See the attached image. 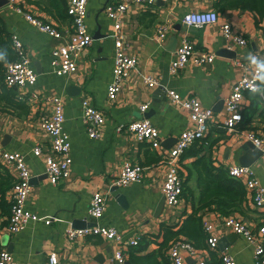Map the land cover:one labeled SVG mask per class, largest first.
<instances>
[{
    "label": "crops",
    "instance_id": "obj_1",
    "mask_svg": "<svg viewBox=\"0 0 264 264\" xmlns=\"http://www.w3.org/2000/svg\"><path fill=\"white\" fill-rule=\"evenodd\" d=\"M107 1L111 0L87 1L86 22L93 41L82 51L78 68L65 73L54 71L52 48L65 39L72 25V17L67 12L68 0H19L21 9L8 3L0 7V17L19 35L30 56V64L38 73L32 84L14 85L19 97L28 105L26 111L21 107L12 110L6 105L0 110L1 142L7 138L4 134L9 133L2 146L25 154L32 171L26 207L41 216L30 219L20 231H10L8 223L0 228V246L11 247L15 258L26 264H50L51 250H56L69 264H125L114 257L118 246H123L127 259H131L133 250L138 257L151 253L156 264H172L166 245L161 246L164 226L177 228L194 206H198L203 188L196 172L187 178L186 165H191L197 156L189 154L181 159L187 186L183 198L178 204L170 205L163 193L167 163L162 150L170 148L183 129L191 124L188 109L172 101L167 93L169 87L179 90L185 97L196 94L205 105L214 108V120L199 153H205L216 165L240 162L241 145L248 140L242 137L241 129L229 130L218 123H224L225 98L236 79L245 71L251 72L255 65L264 64V17L257 22L252 9L241 6L218 8L215 0H157L150 5L132 4L123 13L122 22L128 50L138 55V62L117 97L110 99L108 84L113 79L116 45L114 20L105 9ZM208 8H216L221 19L230 20L237 32L247 36L248 42L229 45L219 22L185 24L183 16L186 12ZM25 11L66 28L64 35L55 37L42 30ZM165 19L169 20L170 27L165 42L160 44L155 34L157 25ZM185 33L197 46L213 50L216 56L211 63L189 62L178 72H173L170 63ZM237 59L241 62L237 63ZM148 74L158 77L156 85H148L145 79ZM52 94L65 98L64 128L70 134L73 153L71 174L57 183L48 177L45 155L34 152L37 144L44 150L50 147V136L42 125V115L52 109L51 102L45 98ZM251 94L250 90L245 92L244 123L239 126L264 132V103L260 99L253 100ZM83 97L89 98L106 115L99 136H91L86 130ZM144 101L149 103L146 111L140 106ZM142 116L158 125L163 138L161 147H152L133 132L117 129L118 123ZM253 149L251 146L248 157H252V162L249 164L254 166L264 184V151L256 156ZM127 158L144 163L145 175L141 180L120 185L114 179ZM7 166L15 176L12 166ZM96 189L106 196V208L98 221L116 226L126 237L142 234L146 239L142 237L140 243L133 245L120 244L100 234L70 239L67 236L69 226H86L96 221L89 213L91 195ZM245 189L241 207L233 212L252 225L264 222V205H255L250 191ZM200 212L214 221L218 216L228 214L214 204L201 208ZM46 215H53L50 222H46ZM216 233L217 248H208L206 239L204 245H197L201 255L212 264H222L220 253L224 249L234 254L237 264H257L255 247L243 234L218 221ZM165 256L168 258L164 259ZM198 261L197 257L187 256V264H199Z\"/></svg>",
    "mask_w": 264,
    "mask_h": 264
},
{
    "label": "built area",
    "instance_id": "obj_2",
    "mask_svg": "<svg viewBox=\"0 0 264 264\" xmlns=\"http://www.w3.org/2000/svg\"><path fill=\"white\" fill-rule=\"evenodd\" d=\"M88 0H68L67 12L72 17V25L68 29V35L58 45L52 48V64L54 71L65 73L75 71L78 68V60L82 51L93 41V34L88 29L86 17L88 14ZM157 0H111L105 4L107 13L114 20V37L116 54L113 66V79L108 84V97L114 99L124 85L126 77L137 65L138 55L128 50L126 34L123 29L122 15L132 4L150 5ZM8 4L14 8L21 9L19 0H9ZM26 16L39 28L47 31L55 37H62L66 28L59 27L51 21L44 20L31 11H25ZM183 20L187 26L204 25L219 22L221 29L229 45L234 42L245 44L247 36L237 32L231 21L221 19L216 8L191 10L184 14ZM169 20L157 25L155 37L163 44L169 31ZM18 57L6 63L4 80L8 85L25 86L32 84L37 79V71L30 64V56L27 54L25 45L16 32L12 33ZM216 56L213 50L201 48L194 40L185 33L176 49L175 57L170 63L173 72H178L189 62L198 64L211 63ZM240 63V60H236ZM244 62V61H243ZM242 62V63H243ZM148 85H156L158 77L148 74L145 77ZM247 90H254L258 98L264 103V71H260L259 65H255L251 72L245 71L236 79L230 93L225 98L226 116L224 123L219 126L227 127L229 130L241 129L242 137L251 140L256 146L264 151V132L253 127H240L239 124L244 117L243 100ZM168 95L174 103L186 107L189 111L191 124L183 129L176 142L170 148L162 150L163 159L167 163V169L162 185L166 201L170 205L178 204L183 198L184 176L181 171V156L183 152L198 139L205 137L210 129L214 118V108L205 105L198 95L192 94L188 97L173 88L167 89ZM52 104L49 113L42 115V125L50 136V147L44 150L41 144L34 146V152L44 154L46 161V172L51 182L57 183L62 178L68 177L72 172V142L69 132L64 128L65 98L60 94L47 95L45 97ZM83 120L86 130L91 136H99L103 132L106 115L103 110L93 104L89 98L83 97ZM141 109L146 111L149 103H141ZM118 130L133 132L136 137L147 142L152 147H161L163 138L158 125L149 117L130 119L117 124ZM1 143V134H0ZM0 159L3 163L11 165L15 170V180L8 191L11 198V212L9 215L8 228L10 231L23 230L30 219H38L41 216L26 207V200L31 191L32 171L26 160L25 154L20 150H10L0 144ZM228 172L242 180L245 187L250 191L252 201L257 206L264 205V184L256 174L252 164L231 162L226 165ZM146 165L140 161L127 158L117 174L114 182L120 185L128 184L134 180H141L145 175ZM106 208V196L100 190L93 191L90 199L89 213L96 219L92 224L86 226H69L67 236L75 239L88 234H100L118 241L120 244L129 245L140 243L143 235L125 237V233L119 231L116 226L98 221ZM218 223L229 226L234 231L243 234L255 247V260L257 264H264V222L257 225L250 224L242 216L235 212L218 216ZM46 222H50L53 215H46ZM217 221L203 216V225L207 232V246L215 249L218 247L219 239L216 233ZM166 251L171 257L172 264H187V256L198 258L199 264H212L208 258L201 255L200 248L189 238L178 235L170 239ZM114 257L119 261H126L127 255L123 246H118ZM222 264H237L233 253L223 250L220 253ZM50 264H69L62 260L56 250L49 253ZM0 264H26L17 260L13 252L6 246H0Z\"/></svg>",
    "mask_w": 264,
    "mask_h": 264
},
{
    "label": "trees",
    "instance_id": "obj_3",
    "mask_svg": "<svg viewBox=\"0 0 264 264\" xmlns=\"http://www.w3.org/2000/svg\"><path fill=\"white\" fill-rule=\"evenodd\" d=\"M214 3L218 8L228 6L250 8L254 11L257 22H260L264 17V0H215ZM12 33L0 17V110L3 108L2 106L6 105L12 110L21 107L26 111L28 105L19 97L18 89L14 85H8L4 80L6 63L19 55L17 49L13 46ZM250 91L253 93L251 94L253 100L259 99L258 94L254 90ZM243 119L240 124L244 123ZM206 139L207 137H202L195 141L181 156L182 159L183 156L189 154L197 155L193 163L186 166L188 168L187 178L189 179L192 176L191 174L196 172L201 189L203 188L199 204L194 206L193 211L184 218L177 228L174 225L164 226V238L161 246L166 245L167 247L170 239L180 234H184L196 246L202 245L203 241L207 240V232L203 225V213L200 212V209L214 204V206L224 212L230 213L238 210L245 198L246 189L240 178L231 175L226 166L216 165L205 153H199L203 150L201 146H203L202 144H204ZM14 180L15 176L12 171L0 160V228L9 222L12 201L8 191ZM184 184L185 190L187 187L185 178ZM143 238L146 239V235ZM131 252L130 258L133 264H156L151 253L138 257V254L133 250ZM165 258L168 257L165 256ZM161 264L163 263L161 262Z\"/></svg>",
    "mask_w": 264,
    "mask_h": 264
},
{
    "label": "water",
    "instance_id": "obj_4",
    "mask_svg": "<svg viewBox=\"0 0 264 264\" xmlns=\"http://www.w3.org/2000/svg\"><path fill=\"white\" fill-rule=\"evenodd\" d=\"M9 0H0V7L3 6L4 4L8 3ZM108 2V1H107ZM105 2V4L107 3ZM104 8V7H103ZM4 137H7L5 139L2 140V142L0 143L1 145H3L4 143H6V140L8 139L9 137V133H5L4 134ZM242 148H243V152L241 153L240 155V162L242 163H251L252 162V157L249 156L248 157V154H250L251 150H250V147H254V151L253 153L257 156L258 154H261L263 152V149L259 146H256L251 140H247L245 141L244 143H242ZM127 235H125L126 237ZM9 249L11 247H8ZM125 264H132V260L131 259H126L125 261Z\"/></svg>",
    "mask_w": 264,
    "mask_h": 264
},
{
    "label": "clouds",
    "instance_id": "obj_5",
    "mask_svg": "<svg viewBox=\"0 0 264 264\" xmlns=\"http://www.w3.org/2000/svg\"><path fill=\"white\" fill-rule=\"evenodd\" d=\"M250 56H252L253 54L249 53ZM253 63H256L255 59H253ZM259 69L260 71H264V64L259 65Z\"/></svg>",
    "mask_w": 264,
    "mask_h": 264
}]
</instances>
